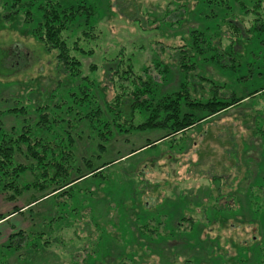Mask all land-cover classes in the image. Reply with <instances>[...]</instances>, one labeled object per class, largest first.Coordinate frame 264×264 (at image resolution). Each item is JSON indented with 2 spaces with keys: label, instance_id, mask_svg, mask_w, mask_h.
Listing matches in <instances>:
<instances>
[{
  "label": "rangeland",
  "instance_id": "rangeland-1",
  "mask_svg": "<svg viewBox=\"0 0 264 264\" xmlns=\"http://www.w3.org/2000/svg\"><path fill=\"white\" fill-rule=\"evenodd\" d=\"M74 1L91 5L95 25L91 34H97L89 41L94 54L76 56L83 62V74L107 87L108 101L121 93L120 86L126 84L118 75L109 74V69L117 64L121 69L131 64L135 74L145 71L144 79L150 76L158 83L164 81V69L170 68L172 73L167 71L169 77L160 85L159 93L177 91L184 74L179 70L184 50L192 55L185 70L190 75L187 81L194 80L199 96L211 97L219 90L226 96L240 97L264 89V0ZM12 2L0 0V122L6 127L17 123L2 116L8 109L25 108L31 111L30 120L36 121L32 112L50 102L61 78L56 70V54L49 53L37 39L33 23L25 14L33 9V1L20 0L15 9ZM71 28V40L82 42L85 38L82 30L88 28ZM195 31L206 38L208 50L202 55L196 52ZM86 43L83 42L87 48ZM118 53L121 55L117 57ZM217 85L223 88L217 89ZM142 119L139 116L136 122ZM161 135L159 131L117 135L102 157L109 162L122 159L112 163L109 170L114 177L109 181L112 188L100 186V180L93 187L90 185L96 181L81 184V191H86V207L99 208L89 222L99 221L101 234L93 223L92 227H86L87 219L82 222L72 218L66 230L54 228L52 233L40 234L41 230L49 232L51 218L58 215V208L45 201L33 208L31 217L26 206L34 193L25 191L14 203L0 193V217L11 214L15 206L20 212L26 210L0 223V250L10 235L25 230L31 236L34 230L39 234L34 240L39 238L43 243L52 239L54 243L31 264H83L87 256L83 251L87 247L84 240L96 239L98 232L102 236L100 251L91 252L84 264H188L193 257L210 264L217 247L209 240L218 238L221 246L237 255L233 244L259 238V225L252 226L247 219L250 190L257 186V178L264 176V91L157 146L129 155L133 149L138 150ZM84 142L90 150L84 152L92 154L94 144L86 139ZM18 161L25 163L23 158ZM235 194L238 196L233 197ZM236 200L241 207L237 218L231 215L222 218L214 213L216 205L226 207ZM76 203L80 210V200ZM144 205L149 207L150 215L145 216L151 217L161 233H171L173 238L166 235L162 239L156 234L151 241L141 236ZM74 223L80 224L78 233L72 226ZM180 223L207 241L205 250L199 247L193 251L179 243L180 237L175 232ZM197 223L208 227L202 228Z\"/></svg>",
  "mask_w": 264,
  "mask_h": 264
},
{
  "label": "trees",
  "instance_id": "trees-1",
  "mask_svg": "<svg viewBox=\"0 0 264 264\" xmlns=\"http://www.w3.org/2000/svg\"><path fill=\"white\" fill-rule=\"evenodd\" d=\"M12 1V9H15L20 0ZM32 1L31 8L33 9L25 14L30 23H33L34 35L37 39L49 53L56 54V70L61 78H58L54 93L49 99L50 102H46L32 112L36 115V121L30 120L31 111L25 108H13L2 112L4 119L12 118L10 120L14 119L17 123L6 127L0 122V193L6 196L7 201L13 203L22 198L25 191L34 193L31 202L26 206L30 216L34 212L33 208L45 201L51 202V205L58 208V215L51 218L49 232L41 230L40 234L52 233L54 228L56 231L66 230L71 226L68 224L71 218L81 219L82 222L87 219L86 227H92L93 220L89 222L90 216L99 208L94 205L93 209L86 207V191H81L83 189L81 184L87 180L96 181L90 185L93 187L97 185V180H100V186L111 187L109 181L112 182L114 177L110 175L109 170L113 167L112 163L121 162L122 159L109 162L103 160L102 157L108 153L117 135L123 137L124 134H143L154 131L162 133L158 140L147 141L140 149H133L129 153L132 156L143 149L157 146L169 137L184 133L228 111L235 105L251 100L264 91L263 89L245 96L229 97L217 90L211 97H205L203 94L199 96L194 80L192 83L187 81L190 75L185 70L189 68L188 62L192 55L184 50V61L179 66L180 72L184 74H181L182 81L177 91L164 95L159 93L160 85L162 82H167L169 74L172 73L170 68L164 69V81L158 83L150 76L144 79L145 71H142L143 75L142 73L135 74L131 64H126L124 69L117 64L113 69H109V74L118 75V78L125 80L126 82H123L126 84L120 86L121 93L108 101L106 100L107 87L101 83L100 87L89 75H84L83 62L76 56L80 54L86 57L94 54V49L91 48L93 44L89 43L90 38L97 37V34H91L95 32L91 5L86 1L76 4L74 0ZM72 26L87 27L86 31L82 30V35L89 40L85 38L82 42L71 40L69 33H73ZM193 37L196 52L200 55L204 54L208 47H205L206 38L203 33L195 31ZM84 41L88 42L86 43L87 48L83 44ZM119 55L121 53H118L117 57ZM192 65L194 67V64ZM168 70L170 73L167 72ZM201 79L208 81L203 77ZM215 87L223 88L221 85ZM192 88L194 90L191 91ZM139 116L143 119L137 123ZM85 139L94 144L96 152L87 153L89 149L83 145ZM85 150L87 152H84ZM19 158H23L25 163L19 162ZM256 183H258L257 186L251 188L248 198L250 209L247 221L252 226L259 225L260 237L245 244H233L237 255L232 254L233 250L229 251L221 246L218 238L209 240L217 247L213 251L210 264H264V176L257 178ZM81 192L84 193L83 196L80 195ZM235 196L238 194L233 197ZM77 200H80V210L76 207ZM238 203L236 200L233 201V205L226 207L216 205L214 213L216 212L222 218L227 215L237 218L235 215L241 213V207L237 206ZM107 207L105 204L106 211H108ZM144 210L141 221L144 223L139 230L142 237L151 241L156 234L162 239L166 235L170 238L174 237L171 233L164 234L165 231L161 233L158 225L156 227L151 222V217H148L150 216L149 207L144 205ZM25 211L20 212L15 206L11 214L0 217V222H7L17 213ZM218 220L221 224L222 219ZM62 224L63 228H56ZM222 224L224 227L223 220ZM95 225L101 234V228L98 227L99 221ZM197 225H201L202 228L208 227L204 223H197ZM72 226L78 233L80 224L74 223ZM176 228L175 234L180 237L179 243L183 247L193 251L199 247L205 250L204 246L207 241L196 236L197 232L194 234L193 230L186 228L183 223ZM32 232L31 236L25 233V230L10 235L7 244L0 250V264H31L37 255L43 254L44 251L50 249L51 245L53 246L52 239H46L43 243L39 238L34 240V236L39 234L34 233V230ZM97 234L96 239L88 237L84 240L87 247L83 251L87 256L83 264L91 257V252L100 251L99 244L102 236L98 232ZM112 239L118 244L117 238L113 236ZM208 262L200 257H193L188 264H208Z\"/></svg>",
  "mask_w": 264,
  "mask_h": 264
},
{
  "label": "crops",
  "instance_id": "crops-1",
  "mask_svg": "<svg viewBox=\"0 0 264 264\" xmlns=\"http://www.w3.org/2000/svg\"><path fill=\"white\" fill-rule=\"evenodd\" d=\"M0 223H2V222H0Z\"/></svg>",
  "mask_w": 264,
  "mask_h": 264
}]
</instances>
